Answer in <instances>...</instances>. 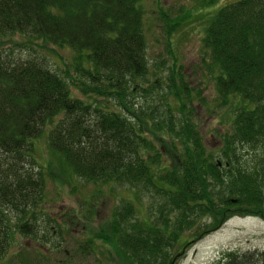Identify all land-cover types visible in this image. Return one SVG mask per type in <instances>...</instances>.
I'll return each instance as SVG.
<instances>
[{"label": "trees", "instance_id": "16d2710c", "mask_svg": "<svg viewBox=\"0 0 264 264\" xmlns=\"http://www.w3.org/2000/svg\"><path fill=\"white\" fill-rule=\"evenodd\" d=\"M140 2L0 0V261L5 264H39L26 244L10 253L19 237L57 250L64 257L59 264L99 252L92 240L79 246L80 254L67 249L76 212L59 221L44 210L46 177L142 186L162 200V212H175L173 226H146L130 221L135 206L125 201L99 223L95 240L133 264H174L193 241L184 233L195 221L209 220L194 235L201 238L233 217L264 219V0L226 4L206 28L203 42L216 67L209 75L218 74L216 91L223 104L241 102L216 154L190 119L175 118V128L169 113V124L156 126L128 105L129 93L143 90L139 85L148 72ZM158 9L170 45L186 15L171 19L159 4ZM55 49L71 52L62 70L49 66ZM169 53L174 63L168 80L180 82L169 92L184 114L180 99L192 96L191 88L175 53ZM109 99L123 111L103 104ZM42 138L47 160L41 165L36 142ZM171 138L183 152L174 151ZM241 148L254 154L252 165ZM92 213L95 222L99 214ZM40 256L47 259L44 252ZM214 264H264V250H228Z\"/></svg>", "mask_w": 264, "mask_h": 264}, {"label": "rangeland", "instance_id": "374dc122", "mask_svg": "<svg viewBox=\"0 0 264 264\" xmlns=\"http://www.w3.org/2000/svg\"><path fill=\"white\" fill-rule=\"evenodd\" d=\"M234 1L237 0H142L138 3V7L140 5L143 13L142 32L146 39L148 72L139 85L143 90L137 88L136 91L129 93L128 105L134 107L136 111L141 109L142 118L153 121L152 123L156 126L158 124L168 125L169 113L174 116L171 121L175 128L177 127L175 118L190 119L196 126L195 129L199 130L206 148L214 151L215 154L222 147L223 137L231 129L232 119L236 113L234 107L239 106L241 102L236 98L227 104L222 103L213 79L218 74L209 75L210 69L212 67L216 69V67L212 66L210 53L204 46L203 38L204 35L206 36L208 23L216 12L222 6ZM158 4L171 19L181 15H186L187 18L186 21L185 18L181 22L183 25L174 34L172 33L173 35L171 34L170 45L167 44L165 21L159 15ZM170 50L175 53L176 63L183 67L181 73L191 88L192 96L188 99H180L184 104L182 108L184 114L177 111L176 107L179 102L177 104L172 93L169 92L173 85H180L176 77L175 81L168 80L174 63L173 57L169 53ZM55 51L57 55L48 56L49 66L56 70H62L64 67L62 61H69L71 52L69 50L58 51V49ZM59 57L61 58L59 59ZM55 64L57 66L54 67ZM70 71L73 78H79L77 71L73 69ZM76 95L83 99L79 93ZM103 104L111 109L115 107L123 111L116 101ZM168 105L173 107L171 112H168ZM171 139L175 144L174 151L176 153L183 152L182 144L174 138ZM43 144V138L36 142V158L41 165L46 164L47 160ZM240 152L244 161L252 165L254 154L247 153L246 148H241ZM169 160L171 161L170 157ZM61 176L54 179L46 177L44 210L48 211L50 216L60 219L59 221H61V215L63 216L67 212H76L78 224L69 228L71 237L66 238L69 251L77 248L76 252L80 254L77 250L87 240H92L99 251L95 255L80 254V257H71L70 264H133L125 254H117L110 247L101 246V243L93 237V233L100 228L99 223L109 219L112 212L120 208L125 201H132L135 206V213L130 218L131 222L145 221L146 226L155 222L169 227L177 223V214L174 212L169 216L162 212L160 207L162 200L153 191H149L151 189L147 191L142 186L133 188L126 184L121 186L104 185L103 183L86 182L75 177ZM71 186L77 189L73 191ZM92 212L99 214L95 222L90 221ZM208 222L207 219H202L197 223L195 221L191 225L193 228L184 233L185 240L193 237V241L183 248L177 258L175 257L174 264H214L228 250H264V219L233 217L217 231L205 234L201 238H194L201 226ZM25 244L30 248L29 257L36 256L39 264H59V261L64 259L57 250L40 247L24 237L17 238V243L11 247L10 253L20 250ZM41 252L45 253L47 259L40 256ZM5 262L6 260L3 259L0 264H5Z\"/></svg>", "mask_w": 264, "mask_h": 264}]
</instances>
